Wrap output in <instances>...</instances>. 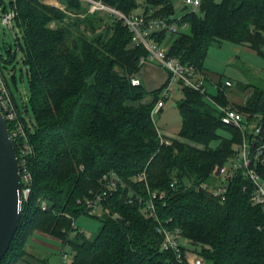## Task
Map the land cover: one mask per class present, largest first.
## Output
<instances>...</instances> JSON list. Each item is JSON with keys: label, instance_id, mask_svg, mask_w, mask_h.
<instances>
[{"label": "trees", "instance_id": "1", "mask_svg": "<svg viewBox=\"0 0 264 264\" xmlns=\"http://www.w3.org/2000/svg\"><path fill=\"white\" fill-rule=\"evenodd\" d=\"M101 1L126 15L136 13V0ZM60 2L65 10L42 0H11L3 9V14L16 9L14 29L21 36L15 34V44L6 46V58L0 54V66L5 74L22 54L35 122L29 127L10 89L17 121L32 147L25 156L32 181L20 226L1 264H16L34 231L69 245L72 264L177 263L173 251L162 249L158 222L126 201L127 189L107 198L110 215L86 211L84 201L101 190L104 175L110 173L147 195L146 182L139 178L146 173L150 190L166 191L167 200L157 207L160 221L179 228L206 264H264V213L251 203L240 177L225 200L195 189L170 188L175 179L181 184L210 182L214 169L234 155L242 132L223 124L219 110L200 92L181 87L180 139L162 144L152 112L167 83L149 91L136 78L147 50L133 44L132 33L115 14L89 13L82 0ZM199 12H185L179 22L189 29L173 38L169 56L200 71L210 48L226 42L264 57V0H202ZM144 14L176 21L172 0H147ZM166 38L165 32L157 36L159 43ZM133 79L140 83L133 84ZM248 88L252 93L242 106L231 104L222 89L212 97L242 113L250 124L260 123L264 137V88ZM8 126L12 132L16 122L8 120ZM13 142L21 161L25 137H13ZM82 216L100 222L94 239L73 225Z\"/></svg>", "mask_w": 264, "mask_h": 264}, {"label": "built area", "instance_id": "2", "mask_svg": "<svg viewBox=\"0 0 264 264\" xmlns=\"http://www.w3.org/2000/svg\"><path fill=\"white\" fill-rule=\"evenodd\" d=\"M88 6V12L94 13L96 11H104L118 16L123 24L132 33V42L136 46H143L147 50V55L141 57L140 64H152L161 69H164L169 74V80L163 87L159 101L153 109V116L160 112L165 106V100L169 99L175 93L174 85L180 84L181 87H188L190 89L200 92L206 100L213 104L221 113V121L225 125L238 128L243 135L241 143L235 148L234 155L228 162L222 166H217L212 174L210 182H201L199 184L194 182H187L181 184L178 179L170 183V188L174 191H186L188 189H195L197 191H204L211 196L225 200L232 184L239 177L244 182L243 191L250 192V201L253 205L261 207L264 213V137L261 135L262 126L260 123L250 124L245 121L242 113L236 109L225 107L218 104L209 92V88L203 76V72L198 70L193 65H186L175 57L169 56V48L171 40L188 27L187 23L180 24V20H171L170 18H148L147 15L139 13H131L126 15L108 5L101 0H82ZM202 0H186L185 4L188 9L197 13L200 10ZM52 5V4H51ZM62 10L65 6L60 2H54V5ZM153 10L150 11L152 13ZM17 15L16 9L13 8L2 15L1 22L9 29H14V21ZM165 32L168 36L162 43H159L157 36ZM132 83L137 85L140 83L138 79H133ZM233 86L232 81L226 80L222 86V90H227ZM0 106L8 120L16 122V129L11 132L12 137H25V144L23 146V157L21 162L22 169V184L24 202L28 201L31 193V175L26 166V155L32 151L31 145L27 143V137L23 125L17 121L18 115L15 104L12 99L11 91L7 82V78L0 66ZM159 137L162 144L170 145L171 138L166 137L159 131ZM140 181L146 182L147 195H144L132 188L125 181H123L116 173L106 174L103 177L101 190L94 193V195L86 201L84 206L86 211L91 215L103 216L110 215L111 211L105 206L107 198L116 192L128 190V203L135 204L140 207L141 212L149 218H154L158 222L157 231L162 235V249L166 251H173L176 255L177 263L186 262V264H206L204 258L195 250L183 248L184 236L179 228H170L164 225L158 217V203L167 200L166 191L150 190L147 185L146 173L140 177ZM172 219H169L168 224ZM76 223L74 222L73 225ZM61 256L63 261L67 264L70 259L65 248L62 249Z\"/></svg>", "mask_w": 264, "mask_h": 264}, {"label": "rangeland", "instance_id": "3", "mask_svg": "<svg viewBox=\"0 0 264 264\" xmlns=\"http://www.w3.org/2000/svg\"><path fill=\"white\" fill-rule=\"evenodd\" d=\"M10 1L11 0H0V54L4 58L8 56L6 46L8 47L10 44H15V34L21 36L17 27L12 30L4 26L1 22L5 4L9 7ZM146 1L147 0H136V13L143 14L145 12ZM215 1L221 2L222 0ZM49 2H53V0H49ZM185 2L186 0H172L174 9L173 18L176 20H181L185 12L192 10L190 8L185 11L183 10L186 7ZM46 4L50 5V3ZM188 29L189 27L184 29V31H187ZM234 59L237 62H233ZM204 68L216 76L215 77L212 75L213 80H216L217 77H221L224 82L227 78L234 80V90L237 89L245 92L247 89H249V85H258L264 88V57L234 43L226 42L221 47H211L204 63ZM5 74L9 87L16 99L17 105L23 112V117L27 121L29 127L32 128L33 123L35 122V116L30 101L31 87L29 69L25 65L21 53L18 54L17 60L8 66V69L5 70ZM13 77L16 78V81ZM136 78H139L141 81H143L149 91H154L168 82L169 74L164 69L158 68L152 64H146L143 66L139 76ZM174 88L175 93L172 94L169 99L165 100L164 108L160 112L155 113L153 118L158 130L163 135L179 140L182 126V117L179 109L175 105L181 100L182 91L181 86L178 83L174 85ZM209 92L212 94L218 92L217 87L213 84L209 87ZM229 93L230 91H226V95ZM26 104H28L27 112H25ZM220 134L230 137V133L224 130H221ZM216 146L217 143L212 145V147ZM237 147L238 146L236 145L235 148ZM43 207L45 208L44 205ZM76 224L77 228H80L90 239H94L100 230V222L97 219L91 218L89 216L80 217L76 221ZM183 245L186 249L194 250V247L188 242L184 241ZM63 246H65L70 257L67 264H72V248L69 245L63 244Z\"/></svg>", "mask_w": 264, "mask_h": 264}, {"label": "water", "instance_id": "4", "mask_svg": "<svg viewBox=\"0 0 264 264\" xmlns=\"http://www.w3.org/2000/svg\"><path fill=\"white\" fill-rule=\"evenodd\" d=\"M93 78L94 75L89 80ZM23 203L22 166L0 106V264L20 226Z\"/></svg>", "mask_w": 264, "mask_h": 264}, {"label": "crops", "instance_id": "5", "mask_svg": "<svg viewBox=\"0 0 264 264\" xmlns=\"http://www.w3.org/2000/svg\"><path fill=\"white\" fill-rule=\"evenodd\" d=\"M43 1L45 3H50L54 5V2H58L59 0H53V2H49V0H43ZM242 47H244L247 50L255 52L253 49L247 46H242ZM235 61L236 60L234 59L233 62ZM202 72L208 88L214 84L217 87V91L219 92V90H221L224 84L222 78L217 77L216 80H213L212 75L213 76L215 75L210 73L206 68H204ZM226 80H230L233 83V86L231 88L225 90V91H230V93L227 95L229 102L231 104L240 105V106L245 105L247 97L252 93V89L249 88L245 92L237 89L234 90V85H235L234 80H232L231 78H227ZM218 92L214 94L212 93L210 94L212 96L218 94ZM62 246H63V242L60 238L40 231H34L29 235L26 241L24 247L26 254L21 259H19L16 262V264H66L61 256L62 249L65 248V246L63 247Z\"/></svg>", "mask_w": 264, "mask_h": 264}]
</instances>
